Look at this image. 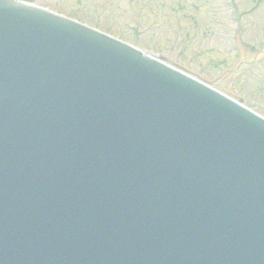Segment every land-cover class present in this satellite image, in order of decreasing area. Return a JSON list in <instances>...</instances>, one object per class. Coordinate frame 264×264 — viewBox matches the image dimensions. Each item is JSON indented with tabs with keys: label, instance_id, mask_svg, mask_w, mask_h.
<instances>
[{
	"label": "water",
	"instance_id": "1",
	"mask_svg": "<svg viewBox=\"0 0 264 264\" xmlns=\"http://www.w3.org/2000/svg\"><path fill=\"white\" fill-rule=\"evenodd\" d=\"M241 102L0 0V264H264V118Z\"/></svg>",
	"mask_w": 264,
	"mask_h": 264
},
{
	"label": "rangeland",
	"instance_id": "2",
	"mask_svg": "<svg viewBox=\"0 0 264 264\" xmlns=\"http://www.w3.org/2000/svg\"><path fill=\"white\" fill-rule=\"evenodd\" d=\"M162 52L216 79L242 56L258 58L233 93L264 115V0H35ZM252 56V57H251Z\"/></svg>",
	"mask_w": 264,
	"mask_h": 264
}]
</instances>
